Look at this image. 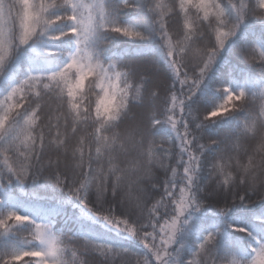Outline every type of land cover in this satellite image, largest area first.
<instances>
[{"label":"snow or ice","instance_id":"6c2138e0","mask_svg":"<svg viewBox=\"0 0 264 264\" xmlns=\"http://www.w3.org/2000/svg\"><path fill=\"white\" fill-rule=\"evenodd\" d=\"M0 264H264V0H0Z\"/></svg>","mask_w":264,"mask_h":264}]
</instances>
